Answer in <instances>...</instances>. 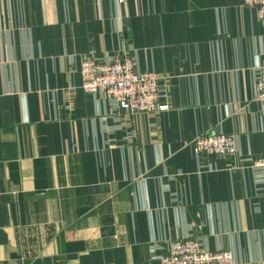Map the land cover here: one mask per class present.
<instances>
[{"label": "crops", "instance_id": "0c3cea01", "mask_svg": "<svg viewBox=\"0 0 264 264\" xmlns=\"http://www.w3.org/2000/svg\"><path fill=\"white\" fill-rule=\"evenodd\" d=\"M163 76L129 113L86 57ZM264 18L243 0H0V264H159L173 239L264 264ZM229 133L230 156L192 139Z\"/></svg>", "mask_w": 264, "mask_h": 264}, {"label": "built area", "instance_id": "2783aa9c", "mask_svg": "<svg viewBox=\"0 0 264 264\" xmlns=\"http://www.w3.org/2000/svg\"><path fill=\"white\" fill-rule=\"evenodd\" d=\"M248 7H255L259 19L264 18V0H243ZM262 70L254 84L256 100L264 111V60ZM80 87L88 93L102 92L115 100L117 105L129 112H154L166 109L158 104L160 82L163 76L155 71L138 72L128 57L113 63L100 62L95 57H86L80 67ZM194 158L202 154L230 156L235 153V141L229 133H204L192 139ZM252 166L261 171L264 181V156L252 161ZM159 264H236L227 250L211 252L193 239H173L167 242L165 251L151 254Z\"/></svg>", "mask_w": 264, "mask_h": 264}]
</instances>
